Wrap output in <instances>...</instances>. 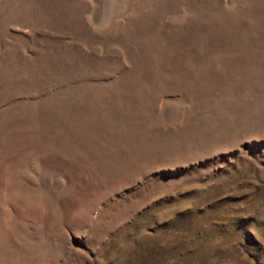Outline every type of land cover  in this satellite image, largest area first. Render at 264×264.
I'll use <instances>...</instances> for the list:
<instances>
[{
    "label": "rangeland",
    "instance_id": "rangeland-1",
    "mask_svg": "<svg viewBox=\"0 0 264 264\" xmlns=\"http://www.w3.org/2000/svg\"><path fill=\"white\" fill-rule=\"evenodd\" d=\"M0 264H264V0H0Z\"/></svg>",
    "mask_w": 264,
    "mask_h": 264
},
{
    "label": "trees",
    "instance_id": "trees-1",
    "mask_svg": "<svg viewBox=\"0 0 264 264\" xmlns=\"http://www.w3.org/2000/svg\"><path fill=\"white\" fill-rule=\"evenodd\" d=\"M247 239L248 240H251L252 239V236H250V234L247 236ZM156 243V242H155ZM249 243H250V241H249ZM172 248H170V250H171ZM175 249V248H174ZM169 251V250H168ZM183 253V252H182Z\"/></svg>",
    "mask_w": 264,
    "mask_h": 264
}]
</instances>
